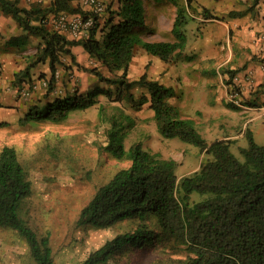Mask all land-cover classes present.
Instances as JSON below:
<instances>
[{"label":"trees","instance_id":"obj_1","mask_svg":"<svg viewBox=\"0 0 264 264\" xmlns=\"http://www.w3.org/2000/svg\"><path fill=\"white\" fill-rule=\"evenodd\" d=\"M75 1L51 0L47 5L36 2L26 8L20 6V0H0V12L11 17L27 36L39 40L36 53L27 56V66L16 75L15 82L30 81L31 71L43 64L51 73L48 86L54 91L58 69H65L64 60L70 58L75 66L109 86L91 87L83 94L38 98L20 118V124L64 123L74 112L97 105L103 94L110 101L128 103L136 110L148 104L163 138L179 139L206 156L199 170L179 179L173 160L144 149L140 142L126 149L133 122L124 114L120 119L111 116L105 152L129 165L97 189L80 212L78 227L108 229L135 221L137 228L108 240L82 264H107L129 249L176 252L183 258L181 264H264V144H258L248 131V145L240 150L241 160L232 152L231 140L209 144L195 122L181 116L170 102L174 97L171 89L148 79L147 74L134 81L128 77L137 48L165 63L185 50L186 13L189 10L199 14L193 0H168L176 8L172 42L145 41L140 34L148 20L145 4L161 0H117L118 8H108L103 27L100 22L87 38L70 39L51 29L48 18L60 12L86 15ZM245 13L232 12L229 17ZM200 14L205 20H220L206 8ZM78 46L108 69L110 76L99 68L82 67L72 51ZM226 74L230 76V86L234 73L227 70ZM136 90H141L139 96ZM231 108L238 110L234 105ZM4 124L0 123V127ZM32 194V182L16 149L4 147L0 151V229L11 230L23 240L35 264H55L50 234L40 236L23 218ZM193 194L200 200L192 201Z\"/></svg>","mask_w":264,"mask_h":264},{"label":"rangeland","instance_id":"obj_2","mask_svg":"<svg viewBox=\"0 0 264 264\" xmlns=\"http://www.w3.org/2000/svg\"><path fill=\"white\" fill-rule=\"evenodd\" d=\"M79 1H75L76 6H79ZM103 1L107 5V11L100 19L102 27L109 16L108 8H118L117 0ZM145 9L148 20L143 30L150 34L142 36L143 40H174L171 33L173 17L176 16L174 5L168 0H161L159 3L151 1L145 4ZM199 15L202 14L199 12ZM219 16L222 18V15ZM186 18L188 24L184 30L191 49H194L192 56H183L180 52L173 56L170 63H165L137 48L128 77L134 81L147 74L148 79L171 89L174 94L171 104L179 107L176 103L180 100L183 105L182 111H179L181 116H193L197 130L209 144L220 139L231 140L232 152L242 160L240 150L248 145V131L253 134L258 144H264V103L255 102L252 111L242 109L241 106L245 104L239 97L242 88L238 85L232 86V91L229 92L230 76L223 78L227 69L221 68L218 74L216 70L210 72L208 66V73L201 77L206 80L203 88L206 93L195 97L200 101L192 99L184 104L180 99L182 94L178 91L181 88V79L189 74L192 67L201 63L202 54L194 52H198L200 48L199 53H202L208 43L219 47L223 42L221 36L216 34V24L209 23L204 26L189 10ZM201 18H204L203 15ZM156 22L159 23L156 27L159 32L154 33ZM12 43H18V48L23 49L22 43L25 41L18 38ZM12 43L0 46V58L7 56L6 49L12 48ZM75 55L82 67L99 68L105 76H110L108 69L86 53L78 52ZM64 61L67 69L59 67L54 91L48 86L51 73L43 64L36 68L35 73L31 71V77L35 78L30 81L19 83L15 82L16 76L6 75L8 93L23 103L17 109L0 104V123H5L0 127V151L6 146L15 148L29 174L33 194L27 201L23 218L40 236L50 234L55 264H82L108 240L126 232L133 233L137 228L135 221H124L108 229L78 227L80 212L97 189L107 183L119 169L129 165L128 162L111 158L105 152L106 133L110 128L108 119L111 116L120 119L124 114L133 122L128 130L126 149L140 142L144 149L161 155L163 159L173 160L177 165L176 174L179 179L199 170L206 156L197 147L179 139L163 138L157 131L154 113L148 104L136 110L128 103L110 101L103 94L99 95L97 105L74 112L64 123L21 125L20 118L38 98L53 99L66 94H83L91 87H109L92 74L75 66L70 58ZM15 64V72L23 71L27 66L26 56L18 54ZM219 75L222 76L221 79ZM194 79L199 81L197 75ZM23 91L26 95H23ZM135 93L139 96L141 90H136ZM231 105L238 107V110L232 109ZM101 107L104 108L103 112H100ZM191 199L198 201L200 197L193 194ZM182 259L176 252L161 249H129L114 256L107 264H181ZM0 264H35L29 255L27 244L8 229H0Z\"/></svg>","mask_w":264,"mask_h":264},{"label":"crops","instance_id":"obj_3","mask_svg":"<svg viewBox=\"0 0 264 264\" xmlns=\"http://www.w3.org/2000/svg\"><path fill=\"white\" fill-rule=\"evenodd\" d=\"M20 1L21 7L29 8L33 3L43 2L47 5L51 0ZM192 5L197 9L198 13L201 12L202 8H206L215 17H220L219 15H222V18H219L220 20H205L204 18L202 19V15L199 14L195 16L200 19L201 23H204V26L209 23L216 24L218 26L216 34L221 36L223 42L219 47H213V45L208 43L206 44L208 46L202 49V53H199L201 52L200 48L198 52H194L195 54H202L200 55L201 63L192 67L189 74L181 79V88L178 90L182 94L180 99L184 101V104L191 102L192 99L200 101L195 97L206 93L203 91L206 80L201 77L203 74L208 73V66L210 72L216 70L218 74L221 68H226L234 73V78L232 80L233 84L229 86V92L232 91V86H240L242 89L239 97L242 99L241 101L245 102L241 108L252 111L254 109L252 106L255 102L264 103V57L260 53L259 46L260 37L264 33V0H193ZM232 12L246 13L242 17L231 18L229 15ZM175 17H173V20H175ZM158 24L159 23L156 22L154 33L159 32V29L156 28ZM49 27L51 28L50 25ZM141 34L144 36L150 33L142 29ZM16 38L25 41V43H22L24 45L23 49L18 48V43L17 45H15L16 43L13 44L14 42L12 43ZM9 43H12V48L6 49L8 52L7 56L0 58V65H2L0 66V90H2V92H0V104H5V106L17 109L23 102L11 93H8L9 90L7 89L5 77L7 74L9 77L18 74L15 72V58L18 57V54H24L26 58L29 55H34L37 51L39 40L35 37L27 36V33L24 32L11 17L5 16L0 12V46H6ZM189 43L187 39V46L185 50L181 52L183 56H192L194 49H191ZM72 51L74 54L78 52L84 53L83 49L79 46L73 47ZM146 60H148V57ZM44 66L48 69L47 65ZM36 68L35 70L33 69L32 72L35 73ZM195 75L198 76L199 81L194 79ZM228 75L229 74H224L223 78L227 79ZM31 78L35 77L32 76ZM219 78L221 79L222 76L219 75ZM250 79H252V83L248 82ZM176 105L179 106L177 107L178 110L182 111L183 105L180 104V100ZM194 106L195 108H199L198 105ZM182 117L193 119V121L196 122L193 116Z\"/></svg>","mask_w":264,"mask_h":264},{"label":"built area","instance_id":"obj_4","mask_svg":"<svg viewBox=\"0 0 264 264\" xmlns=\"http://www.w3.org/2000/svg\"><path fill=\"white\" fill-rule=\"evenodd\" d=\"M79 6L86 15L66 12L50 15L48 24L51 29L76 41L87 38L90 31L101 22L100 17L105 13L106 5L103 0H80ZM259 42L260 53L264 57V33ZM248 82L252 83V79ZM23 95H26L24 91Z\"/></svg>","mask_w":264,"mask_h":264}]
</instances>
